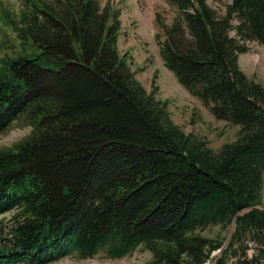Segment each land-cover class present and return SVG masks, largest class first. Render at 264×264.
Instances as JSON below:
<instances>
[{
    "label": "trees",
    "instance_id": "1",
    "mask_svg": "<svg viewBox=\"0 0 264 264\" xmlns=\"http://www.w3.org/2000/svg\"><path fill=\"white\" fill-rule=\"evenodd\" d=\"M155 15L163 65L219 120L238 125L214 150L184 131L168 102L120 53L119 10L100 0H22L2 18L20 49L0 57V134L23 116L29 133L0 149V264H48L144 246L153 264H264V87L239 67L244 41L264 44V0H165ZM234 31V35L230 32ZM30 39V40H29ZM41 48L24 53L27 42ZM251 208V209H249ZM234 223L227 246L199 230ZM259 251L245 256L247 242ZM233 259V260H232Z\"/></svg>",
    "mask_w": 264,
    "mask_h": 264
},
{
    "label": "rangeland",
    "instance_id": "2",
    "mask_svg": "<svg viewBox=\"0 0 264 264\" xmlns=\"http://www.w3.org/2000/svg\"><path fill=\"white\" fill-rule=\"evenodd\" d=\"M208 3L223 12V4L230 0H207ZM101 5L109 2L116 7L121 20V30L118 37V49L120 53H127L130 56L132 69L136 72V78L150 91L156 88V97L168 102V110L172 120L181 126L186 132H192L205 137L209 145L218 150L222 144L232 141L237 135L238 125L230 124L227 121L216 119L202 102L188 93L180 85L174 74L168 70L160 59L158 45L154 33L157 31L152 18L156 13L165 24L173 19L176 9L165 0H100ZM22 0H0V57L15 55L20 49L13 36L10 27L4 23L2 15L8 11L11 18L20 12ZM234 35V31L230 32ZM30 40V39H29ZM244 44L248 50L239 54L238 63L240 69L251 79L264 87V44L255 40H246ZM4 45H12L15 49H5ZM41 48L28 41L24 53L29 58H37ZM30 126L23 116L9 126L0 134V149L11 146L26 136ZM262 206L264 208V185L262 190ZM15 210L0 215V236L6 235L13 224L12 216ZM234 223L224 230L218 225L206 227L199 232L210 238H221L223 247L227 246ZM259 245L256 244L258 253ZM258 250V251H257ZM220 249L216 250L211 262L219 255ZM256 253V254H257ZM233 260V259H232ZM152 253L144 246L137 247L131 254L121 258H109L99 252L91 258H79L75 255H68L48 264H153ZM212 264H214L212 262Z\"/></svg>",
    "mask_w": 264,
    "mask_h": 264
},
{
    "label": "built area",
    "instance_id": "3",
    "mask_svg": "<svg viewBox=\"0 0 264 264\" xmlns=\"http://www.w3.org/2000/svg\"><path fill=\"white\" fill-rule=\"evenodd\" d=\"M254 254H256V243L254 241H248L245 256L251 258Z\"/></svg>",
    "mask_w": 264,
    "mask_h": 264
},
{
    "label": "bare ground",
    "instance_id": "4",
    "mask_svg": "<svg viewBox=\"0 0 264 264\" xmlns=\"http://www.w3.org/2000/svg\"><path fill=\"white\" fill-rule=\"evenodd\" d=\"M215 252H216V251H214V252L212 253V254H213V255H211L212 258H213V256L215 255ZM212 258H211V259H212ZM211 259H210V261L206 262L205 264H212V262L214 263V260L211 262Z\"/></svg>",
    "mask_w": 264,
    "mask_h": 264
},
{
    "label": "crops",
    "instance_id": "5",
    "mask_svg": "<svg viewBox=\"0 0 264 264\" xmlns=\"http://www.w3.org/2000/svg\"><path fill=\"white\" fill-rule=\"evenodd\" d=\"M151 20H152V21H154V19H153V18H152Z\"/></svg>",
    "mask_w": 264,
    "mask_h": 264
},
{
    "label": "water",
    "instance_id": "6",
    "mask_svg": "<svg viewBox=\"0 0 264 264\" xmlns=\"http://www.w3.org/2000/svg\"><path fill=\"white\" fill-rule=\"evenodd\" d=\"M249 209H251V208H249Z\"/></svg>",
    "mask_w": 264,
    "mask_h": 264
}]
</instances>
